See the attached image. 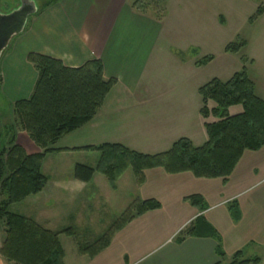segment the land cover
<instances>
[{"label": "crops", "instance_id": "obj_1", "mask_svg": "<svg viewBox=\"0 0 264 264\" xmlns=\"http://www.w3.org/2000/svg\"><path fill=\"white\" fill-rule=\"evenodd\" d=\"M134 1L60 0L32 16L24 31L10 42L0 59V102L10 110L11 123L1 122L0 132L13 126L14 144L21 146L27 155L42 150L29 138H21L20 133L24 132L13 106L30 98L38 78L27 61L30 54L57 60L69 69L99 61L103 80L116 82L95 117L67 138H61L51 149L70 153L87 146L117 144L139 154L156 155L170 150L179 139L189 140L194 147L206 143L198 89L210 80L202 83L207 65L197 67L195 63L209 56L208 51L198 49L191 57L180 58L179 53L189 52L191 48L159 44L167 37L166 18L158 22L140 15L131 9ZM218 21L224 24L222 16ZM176 51L178 54L171 53ZM251 65L248 60L246 71ZM61 152L45 155L40 171L48 179L47 185L38 195L17 203L24 210L15 214L54 233L66 230L60 229L63 214L59 205L64 198L70 208L74 207L69 219L83 228L87 218L83 211L89 203L87 195L91 191L97 197L103 194L102 189L92 187L91 183H99L103 189L107 187L104 180L96 178L97 174L88 183L75 181L73 170L76 165H83L75 162L67 165L66 174L57 173L58 177L43 174L48 157ZM144 174L145 181L139 187L131 174L135 194L124 210L134 201L150 199L159 202L160 208L134 219L92 259L80 256L76 245L70 264H222L226 259L229 264L236 252H241L245 259L260 258L259 264H264V191H251L264 181V147L257 152H245L226 182L197 179L191 173L168 175L162 169ZM123 177L128 180L127 172L119 178L115 190ZM256 181L259 182L255 184ZM192 195L202 198L204 211L185 201ZM229 206L237 208L240 214L237 222L232 220ZM216 209L218 213H214ZM198 217H203L219 234L224 253L221 259L216 255L217 244L212 239L186 237L180 244L176 243ZM4 230V224L0 223V249ZM84 230L90 231L89 228L78 231ZM62 237L66 236L58 237L61 247ZM247 249L261 257L245 256ZM63 252V263L67 264L64 249ZM0 264L9 263L0 256Z\"/></svg>", "mask_w": 264, "mask_h": 264}, {"label": "trees", "instance_id": "obj_2", "mask_svg": "<svg viewBox=\"0 0 264 264\" xmlns=\"http://www.w3.org/2000/svg\"><path fill=\"white\" fill-rule=\"evenodd\" d=\"M59 1H44L38 12ZM168 1L135 0L131 9L160 22L166 15ZM263 13L264 4L258 6L249 24ZM244 46L245 42L238 40L227 45L224 52L237 54ZM27 61L36 70L38 78L30 98L15 103L13 110L21 130L42 152L27 155L21 146L14 144L12 126L0 132V223L5 227L0 256L9 264H64L58 237L65 235L75 239L80 256L92 259L110 245L117 232L145 213L158 210L160 204L153 199L134 201L103 235L96 238L89 231L76 233L66 229L54 233L31 219L7 211L10 205L43 191L48 183L40 171L45 155L68 151L50 147L90 122L116 83L113 79L103 80L99 61H89L76 69L65 68L57 60L34 54L28 55ZM211 61L212 57L206 56L195 65L201 67ZM246 63L247 59H244L243 64ZM198 95L201 99L199 114L207 136L204 145L194 147L189 140L179 139L170 150L156 155L139 154L117 144L73 149L70 151L99 153L95 167L75 166L74 180L88 183L97 173L114 189L119 178L130 169L135 185L139 187L145 181L146 171L162 169L168 175L191 173L197 179L226 182L245 152H257L264 147V101L256 97L245 66L225 83L210 80L198 89ZM236 106L241 107V112L230 115L229 109ZM6 136L10 137L7 142ZM185 201L201 211L206 209L198 195L189 196ZM228 209L232 220L237 222L240 218L237 208L229 206ZM186 237L212 239L217 244V257L224 256L219 234L203 217L196 218L176 243L180 244ZM259 263L258 258L245 259L241 252H236L229 264Z\"/></svg>", "mask_w": 264, "mask_h": 264}, {"label": "rangeland", "instance_id": "obj_3", "mask_svg": "<svg viewBox=\"0 0 264 264\" xmlns=\"http://www.w3.org/2000/svg\"><path fill=\"white\" fill-rule=\"evenodd\" d=\"M33 1L35 7L38 9L42 7L43 2L46 0ZM20 2L21 0H0V14L5 15L16 10L20 7ZM263 4L264 0H186L185 2L181 0H169L166 5V15L164 17V19L166 18L164 25L165 35L167 37L165 36V40L161 39L159 44L165 43L167 47L191 48L189 52L185 51L182 54L180 53V58L191 57L193 53H197L198 49L202 52L204 50L205 52L208 51L207 54L212 57V61L204 69L206 78L203 80V84L212 79H217L222 83L227 82L243 66L246 68L249 60L252 65L246 71L248 78L255 87L256 97L264 101V14L254 23L249 24L251 16L255 13L258 6ZM12 7L14 8L13 10H11ZM219 16L224 18L223 25L218 21ZM194 28H196L195 32ZM238 40L245 42L243 49L237 54L224 52L227 45L235 43ZM177 51L171 53L178 54ZM244 59H247L246 64H243ZM241 110L240 106H236L230 108L229 113L230 115H235ZM1 122L10 124L11 115L6 105L0 102ZM20 136L21 138H28L22 132ZM9 138V136H6L5 142ZM98 158L99 153L97 151L56 153L48 157L42 173L51 177H58L59 174L57 173L61 172L66 174L69 171L67 165L70 162L95 167ZM126 172L129 176L128 180L125 179L127 177H123L120 183H118L116 190H112L110 186L108 187L106 179L97 173L96 178L104 180L106 183L105 186L107 187L103 189V185L99 183L94 185V183H91L92 187L95 186L96 188L102 189L100 193H103L97 197L91 191L86 198L90 204L88 203V207L83 211L84 216L87 217L83 221V228H89V232L95 238L103 235L105 229L114 224L118 217L125 211L124 209L127 207L126 205H128L131 195L134 196L135 194V180L133 183L134 177H130L132 172L130 169ZM93 182H96V180ZM258 182L256 181L255 184ZM261 190L264 191V181L256 184L251 191L257 192ZM73 209L74 207L70 208V204L64 198L63 203L59 205V210L63 214L60 220V229L71 228L75 229L76 233H81L78 231L79 229H83L80 224L76 226L77 222L69 219V216L74 214ZM23 210L21 205L16 203L10 205L7 211L12 214H20ZM220 211L221 209H219ZM214 213H218V210L216 209ZM75 242V239L72 237L66 236L61 238L62 247L66 252L67 264L71 263L72 254H75ZM244 255L247 257H261V254L252 253L248 249L244 252ZM228 261L226 259L222 264H228Z\"/></svg>", "mask_w": 264, "mask_h": 264}, {"label": "water", "instance_id": "obj_4", "mask_svg": "<svg viewBox=\"0 0 264 264\" xmlns=\"http://www.w3.org/2000/svg\"><path fill=\"white\" fill-rule=\"evenodd\" d=\"M37 13L33 0H21L19 8L9 14H0V59L13 38L24 31L29 17Z\"/></svg>", "mask_w": 264, "mask_h": 264}, {"label": "flooded vegetation", "instance_id": "obj_5", "mask_svg": "<svg viewBox=\"0 0 264 264\" xmlns=\"http://www.w3.org/2000/svg\"><path fill=\"white\" fill-rule=\"evenodd\" d=\"M20 4V3H19ZM25 7V6H24ZM14 8L12 7V9L11 10H13Z\"/></svg>", "mask_w": 264, "mask_h": 264}]
</instances>
